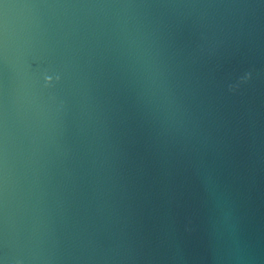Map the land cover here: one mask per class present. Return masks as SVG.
Returning a JSON list of instances; mask_svg holds the SVG:
<instances>
[{"label":"water","instance_id":"obj_1","mask_svg":"<svg viewBox=\"0 0 264 264\" xmlns=\"http://www.w3.org/2000/svg\"><path fill=\"white\" fill-rule=\"evenodd\" d=\"M0 264H264V0H0Z\"/></svg>","mask_w":264,"mask_h":264},{"label":"clouds","instance_id":"obj_2","mask_svg":"<svg viewBox=\"0 0 264 264\" xmlns=\"http://www.w3.org/2000/svg\"><path fill=\"white\" fill-rule=\"evenodd\" d=\"M250 76H251V73H248L245 77H243L242 79H248V78H250ZM52 79H53V77H51V76H47L46 77V80L49 82V83H51V81H52ZM57 79H59V77H57ZM233 87V90H235V88L236 87H238V85H235V86H232Z\"/></svg>","mask_w":264,"mask_h":264}]
</instances>
